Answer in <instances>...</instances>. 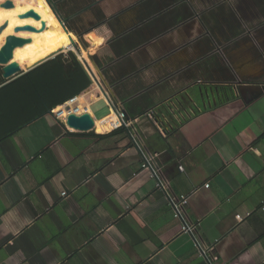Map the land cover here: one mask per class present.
Returning a JSON list of instances; mask_svg holds the SVG:
<instances>
[{"label":"crops","instance_id":"1","mask_svg":"<svg viewBox=\"0 0 264 264\" xmlns=\"http://www.w3.org/2000/svg\"><path fill=\"white\" fill-rule=\"evenodd\" d=\"M179 1L155 13L177 17L168 34L173 24L144 35L152 19L108 10L112 0L69 20L76 32L122 11L90 30L106 54L97 66L163 34L100 71L107 85L138 71L109 90L92 52L76 53L92 84L74 103L89 105L91 132H112L124 105L135 119L101 139L51 114L8 131L34 94L4 86L66 51L71 32L46 0L0 3V51L8 35L31 39L0 59L22 69L0 71V264H264V0Z\"/></svg>","mask_w":264,"mask_h":264},{"label":"trees","instance_id":"2","mask_svg":"<svg viewBox=\"0 0 264 264\" xmlns=\"http://www.w3.org/2000/svg\"><path fill=\"white\" fill-rule=\"evenodd\" d=\"M66 0H48L50 5L52 6L53 10L57 14V16L60 18V20L63 22V25L65 29L69 32L71 31V28L68 24V21L72 18H75L80 12H83L84 10H87L99 3H103L107 0H94L92 3H90L88 6L84 7L80 11L70 15L69 17H64L62 15L61 9L59 4L65 2ZM145 0H141L143 2ZM186 2L185 0H180L179 3ZM122 12V11H121ZM121 12H116L114 14H111L110 17L107 19L99 21L97 24L93 25L90 29H87L83 32H81L76 37L82 36L92 30L93 28L103 24L107 20L114 18L115 16L119 15ZM156 15H153L150 17V19H154ZM179 27L178 23H174L169 30L165 33L168 34L174 30H176ZM127 34V32L122 33L118 35L115 38H111L108 41H106L105 45L111 44L113 41L118 39L121 36H124ZM163 34L157 35L152 40L146 41L145 43H142L141 45H137L130 49H125L120 57L115 58L113 61L107 63V64H100L99 66H94L96 69V72L98 76L100 77V80L104 84V86L109 90V88H113L117 86L118 84L124 82L125 80L129 79L131 76L135 75L138 71H135L129 75L124 76L123 78L116 80L110 85H107L106 82L101 77V70H106L114 61L118 60L119 58H125L133 54L134 52L141 50L143 47H145L150 42L159 39ZM78 51H82L81 46L76 42L75 44ZM99 48L97 46L94 50ZM92 52V51H91ZM52 57V58H51ZM88 64L93 65V61L90 59H87L86 61ZM153 62H150L146 66L152 65ZM165 80V79H164ZM162 80V81H164ZM92 84V78L85 69L84 65L81 63L79 58L77 57L76 53L72 50L69 51H59L53 55L50 56L47 60L41 62L35 67H32L28 72L24 73L20 77H18L16 80H14L11 83H8L4 86V89L10 87L11 85H20L22 88H28L31 94H34L32 101L27 107V109L22 110L19 118H14L12 126L10 127L8 131L15 130L16 128H20L23 125L29 124L37 119H40L48 114L52 113V109L56 108L58 105L63 104L64 102L78 96L81 94L84 90H86L90 85ZM144 92V91H142ZM142 92H138V95H141ZM129 99V100H128ZM136 99V95L127 97V101H132ZM122 111L125 112L126 117L128 120L134 121V117L132 114H130L128 108L125 107L122 108ZM143 114V113H140ZM6 131V132H8ZM120 131H130L129 127H119L117 129H114L109 134H97L95 132L90 133H83L88 136L94 137L96 139L105 138L107 136L119 133ZM3 134V133H2ZM0 134L1 136H3Z\"/></svg>","mask_w":264,"mask_h":264},{"label":"rangeland","instance_id":"3","mask_svg":"<svg viewBox=\"0 0 264 264\" xmlns=\"http://www.w3.org/2000/svg\"><path fill=\"white\" fill-rule=\"evenodd\" d=\"M2 1L3 0H0V3ZM93 1L94 0H68L65 3H60L59 6H60V9L62 11V14L65 17H68L73 11L80 10V9L88 6ZM137 1L138 0H112V2L109 3V5H107L106 7H107L108 10H111L113 8H115L114 10H121V9L125 8V10L121 14V16L125 15L127 13L126 11L129 10L130 12H132L134 14V19L136 20V23L137 22L139 23L140 21L143 22L145 19L151 17L152 14L155 15V13L163 11L164 9L168 8L171 5V3L173 2V0H171L168 3H166V4H163L166 1H164V0H148L146 3L139 4V5L137 4L136 5L135 2H137ZM160 4H163V5H160ZM99 7H102V6H99ZM102 8L104 10H106L105 7H102ZM102 8L101 9L100 8H96V15H97V18L99 20H101V18H105L106 17V14L102 10ZM170 9H167L166 11H164V13H165L164 15H161V14L156 15L155 18L152 19V21L148 23L146 32H144L143 34L149 36V34H153V32H155V31H158L160 29L161 30L165 29L167 27H170L172 24L176 23L177 17L172 14L173 11L170 10ZM187 14H190V13H187ZM192 22H196V21L194 20ZM69 23H70V21H68V24ZM87 28H89V27L85 26L84 30L85 29L87 30ZM71 30H72V28H71ZM84 30H78L76 32L70 31L71 32V35H70L71 36V41H72V45H73L72 47H74V50L72 49V51H74L75 53L77 51V52L80 53V55H82L84 52L88 54L90 51H92V53L90 54L91 57H89V58L91 60H93V65L96 66L97 64L101 63L100 61H101L102 57L103 58L106 57V54H104L102 49H100L98 51V49H99L98 48V49L93 51V49H95V47L98 46V45H96L98 43V40L99 41H102V40L99 39L98 37L94 36V32L93 31L92 32H90V31L87 32L86 35L84 34L82 36L76 37L77 35H79ZM105 34L109 35V36L106 35L107 38L111 37V35H114V33L111 34V32H106ZM138 38H140V37H138ZM134 40H136V38ZM62 41L63 40H61L60 42L62 43ZM75 41L78 42V44L81 46V48H82L81 52L78 51V49H76V47L74 45ZM60 42H58V43H60ZM124 42L128 43L127 40H124ZM118 45L116 46L117 49H118ZM108 48H110V47L108 46ZM69 50H71V49H69ZM110 51H111L110 55H112L113 52H112L111 48H110ZM160 52H161V49L157 48L156 49V53L159 54ZM0 68H1L0 71L2 72V64H0ZM97 117L98 118L100 117V113L99 112H97Z\"/></svg>","mask_w":264,"mask_h":264},{"label":"water","instance_id":"4","mask_svg":"<svg viewBox=\"0 0 264 264\" xmlns=\"http://www.w3.org/2000/svg\"><path fill=\"white\" fill-rule=\"evenodd\" d=\"M49 5H50V3H49ZM5 6H9V7L12 6V2L11 1H7L5 3ZM21 16L22 17L34 16V17L38 18L39 14L36 13L35 11L31 10V11H29V12H27V13L21 15ZM58 19L60 20L59 17H58ZM60 22H61L63 28H65L64 25H63V22L61 20H60ZM5 26H6V24L0 28V32L5 28ZM21 29L33 30L34 27H32L30 25H25L24 27H17L16 28V32L20 31ZM69 33H70V31H69ZM70 35H71V33H70ZM30 40H31L30 38H26V37H20V36L12 35V34L8 35L7 38H6V43H5V45H3V47H2V49L0 51V59L11 60L13 55H14V49L17 46L24 45L25 43H28ZM66 51H69V49H67ZM76 53H78L80 55L79 52L76 51ZM33 66H35V65H33ZM2 72H3V78L6 79V80H9L13 76L21 73L22 69L16 63H10L8 65L2 66ZM66 124H67L68 127L73 128L77 132L87 133V132H91V131H93L95 129L96 120L90 113H85L83 115L72 114V115L68 116V118L66 120Z\"/></svg>","mask_w":264,"mask_h":264},{"label":"built area","instance_id":"5","mask_svg":"<svg viewBox=\"0 0 264 264\" xmlns=\"http://www.w3.org/2000/svg\"><path fill=\"white\" fill-rule=\"evenodd\" d=\"M88 70L91 73V75H94L92 68L89 67ZM85 113H90L89 105H87L85 103H74V98H72V99L64 102L63 104H61L59 107L52 109L51 115H53L57 119L67 120L69 115H72V114L83 115ZM130 122L131 121L127 119L124 111H122L121 109L115 108L113 119L111 121V123H112L111 128L117 129V128L122 127V126L129 127ZM74 131H76V130H74ZM144 166H147L146 163L144 164ZM153 176L154 177L158 176L156 171H153ZM205 186L209 187L210 184L207 183ZM66 194H67V192L64 191L63 195H66ZM177 207H178V204H175L176 209H177ZM184 228H185V231H192V229L187 225Z\"/></svg>","mask_w":264,"mask_h":264},{"label":"bare ground","instance_id":"6","mask_svg":"<svg viewBox=\"0 0 264 264\" xmlns=\"http://www.w3.org/2000/svg\"><path fill=\"white\" fill-rule=\"evenodd\" d=\"M47 1V0H46ZM47 3H48V1H47ZM49 4V3H48ZM51 7V6H50ZM52 8V7H51ZM53 10V9H52ZM54 12V11H53ZM55 13V12H54ZM55 15H56V13H55ZM57 16V15H56ZM58 18V17H57ZM59 20V19H58ZM60 21V20H59ZM61 23V22H60ZM61 26H62V24H61ZM63 27V26H62ZM64 30H65V28H64ZM66 31V33H67V30H65ZM5 45V44H4ZM73 45H72V41L71 40H69L68 41V43L66 44V46H65V48L66 49H73L74 50V47H72ZM3 47V46H2ZM2 47H1V49H2ZM81 57L82 58H85L86 59V57H85V55L84 54H82L81 55Z\"/></svg>","mask_w":264,"mask_h":264}]
</instances>
